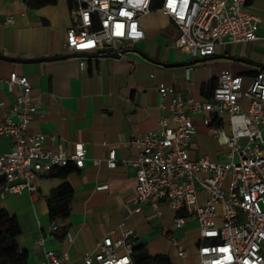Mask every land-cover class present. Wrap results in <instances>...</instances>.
<instances>
[{
	"label": "crops",
	"instance_id": "1",
	"mask_svg": "<svg viewBox=\"0 0 264 264\" xmlns=\"http://www.w3.org/2000/svg\"><path fill=\"white\" fill-rule=\"evenodd\" d=\"M72 6L73 0H0L1 54L15 58L69 55L33 62L0 58V77L16 71L31 84L37 114L29 128L43 132L48 147L60 144L71 152L77 143H82L86 151L82 167L65 177L53 174V169L40 171L34 179L35 191L24 190L0 204L19 222L21 233L16 240L27 251L26 264L38 263L46 249L65 252L70 261L82 264L84 252L95 251L97 241L107 231L114 229L118 233L122 222L124 227L134 229L135 244L151 256L149 264H198L200 235L196 219L187 217L181 227H175V211L165 202L156 208L146 203L140 211H131L127 203L134 194L136 177L126 160L138 150L134 145L125 147L123 142L156 129L158 118L170 114L169 97L163 99L164 107L159 105V83L204 100L211 95L208 93L223 69L242 74L244 85L251 81L260 67L225 55L264 63V0H246L243 7L259 16L258 39L218 44L215 53L201 61L168 66L161 62L192 58L174 45L179 30L158 8L140 17L143 38L122 44L120 48L129 49L120 56H109L106 49L74 52L65 47V32L73 22ZM8 16L13 17L11 23H5ZM17 93L16 87L8 91L0 82L2 113ZM240 101L243 105L248 102L246 98ZM185 107L195 125L189 157L206 155L211 160H223L228 114L211 115L216 120L206 124L203 117L209 113L193 111L189 104ZM111 148L115 149L114 166L106 161ZM9 149V138L0 136V153ZM63 182L72 187L69 212L59 218L58 229L51 230L48 198L52 189ZM199 196L204 201L203 191ZM39 237L43 238L42 244ZM172 237L183 246L185 255L177 253Z\"/></svg>",
	"mask_w": 264,
	"mask_h": 264
},
{
	"label": "built area",
	"instance_id": "2",
	"mask_svg": "<svg viewBox=\"0 0 264 264\" xmlns=\"http://www.w3.org/2000/svg\"><path fill=\"white\" fill-rule=\"evenodd\" d=\"M27 1V0H25ZM246 0H161L157 7L175 23L179 34L174 45L190 58H206L218 44L259 38V16L245 10ZM151 0H73V22L65 32V47L74 52L120 49L126 42L144 37L140 17L148 13ZM12 16L5 19L11 23ZM8 91L17 88L14 101L2 113L0 136L10 140V149L0 153V199L7 194L36 190L34 179L40 171L73 164L83 166L86 151L82 143L67 152L62 145L48 147L46 135L29 128L37 114L31 84L24 74L11 71L0 77ZM159 105L169 97L170 114L158 118L156 129L133 135L123 142L134 145L137 154L126 161L133 167L136 184L128 200L131 211L146 203L156 208L165 202L175 211L174 226L187 217L197 220L200 240L198 264H264V69L258 68L244 85L242 74L223 69L211 95L196 100L164 83L157 86ZM248 100L246 107L241 99ZM211 115L228 114L224 134L225 158L211 160L206 155L190 158L188 148L195 133L193 117L185 105ZM115 149L107 155V165L116 163ZM98 163V159H93ZM205 194L204 201L199 193ZM59 218L51 221L58 229ZM179 255L185 249L172 237ZM43 243V238H38ZM136 233L120 224L107 231L95 251H85L82 264H134L132 249ZM36 264H76L67 253L44 251Z\"/></svg>",
	"mask_w": 264,
	"mask_h": 264
},
{
	"label": "trees",
	"instance_id": "3",
	"mask_svg": "<svg viewBox=\"0 0 264 264\" xmlns=\"http://www.w3.org/2000/svg\"><path fill=\"white\" fill-rule=\"evenodd\" d=\"M29 1V0H28ZM53 0H39V3H46ZM161 0H151L150 8H157ZM215 85V84H214ZM214 87V86H213ZM212 89L208 95L212 93ZM214 117L212 121L214 122ZM77 168L73 164L55 167V175L65 177L70 171ZM72 196V187L68 182H63L53 188L48 198V212L51 219L62 218L69 212V201ZM21 233L19 222L14 214H11L4 207H0V264H26L27 251L19 246L16 237ZM134 264H149L150 258L140 246L134 245L132 249ZM155 258L163 259L162 256ZM170 264V263H168Z\"/></svg>",
	"mask_w": 264,
	"mask_h": 264
},
{
	"label": "water",
	"instance_id": "4",
	"mask_svg": "<svg viewBox=\"0 0 264 264\" xmlns=\"http://www.w3.org/2000/svg\"><path fill=\"white\" fill-rule=\"evenodd\" d=\"M129 48H120L116 51L113 52H108L106 53V55L109 56H120L122 53H124L125 51H127ZM78 54V53H76ZM80 54V53H79ZM69 55H57V56H45V57H35V58H15V57H10V56H6L0 53V58L1 59H5L8 61H15V62H33V61H41V60H54V59H59V58H64L67 57ZM231 59H235V60H241V61H245V62H250V63H254L256 64L258 67L264 69V63L262 62H258V61H254L253 59L250 58H246V57H239V56H233V55H225ZM204 58H192L190 60L187 61H181V62H170V63H163L161 62V64L163 65H184V64H190V63H195L197 61H201Z\"/></svg>",
	"mask_w": 264,
	"mask_h": 264
},
{
	"label": "rangeland",
	"instance_id": "5",
	"mask_svg": "<svg viewBox=\"0 0 264 264\" xmlns=\"http://www.w3.org/2000/svg\"><path fill=\"white\" fill-rule=\"evenodd\" d=\"M243 106L246 107V104H244ZM11 195H15V194H7L4 198H1V199H0V204H1L4 200H6L7 198L11 197Z\"/></svg>",
	"mask_w": 264,
	"mask_h": 264
}]
</instances>
